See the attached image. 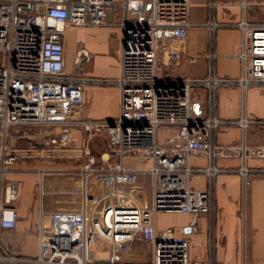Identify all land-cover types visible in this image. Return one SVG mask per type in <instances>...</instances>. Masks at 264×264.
I'll use <instances>...</instances> for the list:
<instances>
[{
    "label": "built area",
    "instance_id": "2783aa9c",
    "mask_svg": "<svg viewBox=\"0 0 264 264\" xmlns=\"http://www.w3.org/2000/svg\"><path fill=\"white\" fill-rule=\"evenodd\" d=\"M232 7L244 11L242 21L231 26L243 32L239 79L221 78L215 68L213 42L222 27L216 11ZM251 7L248 0H208L210 17L205 27L212 40L208 75L170 80L159 69L160 55L166 52L174 62L181 59L182 51L174 43L188 39L192 0H0V264H218L214 187L222 170L217 162L241 160L239 173L245 180L250 174L247 161L264 159V146H225L216 140L220 128L227 125L244 131L250 125L264 127V121L246 116L237 122L216 116L221 89L264 88V24L247 21L245 12ZM70 29L121 31L119 77L96 82L119 89V115L112 124L83 116L85 88L94 81L81 65L91 57L79 49L77 68L67 71ZM197 60L189 58L192 64ZM198 89L206 92L204 118L196 113ZM15 128L61 131L60 138L42 145L38 151L42 156L64 158V153L73 152L78 139L72 131L83 132L87 145L105 136L110 148L100 159L85 151L86 160L77 171L82 179L78 211L47 213L41 199L37 252L32 256L14 252L4 239L19 223L15 203L20 187L8 179L10 167L22 160L19 151L7 146ZM33 153L27 150L24 159L33 158ZM198 157L208 161L207 168H193L192 160ZM197 173L209 179L205 190L191 186ZM44 176L42 172L41 185ZM162 214L208 216L207 258L192 257L187 236L160 230ZM140 243L150 244L149 261L139 259L144 252L138 248Z\"/></svg>",
    "mask_w": 264,
    "mask_h": 264
},
{
    "label": "crops",
    "instance_id": "0c3cea01",
    "mask_svg": "<svg viewBox=\"0 0 264 264\" xmlns=\"http://www.w3.org/2000/svg\"><path fill=\"white\" fill-rule=\"evenodd\" d=\"M248 3L252 7L245 12L247 21L258 25L264 24V8L257 7L264 5V0H248ZM243 16V9L236 7L217 9L216 11V21L222 27L216 32L213 46L217 57L215 68L217 75L221 78L239 79L242 76L243 64L240 55L243 32L239 28L231 26L242 21ZM209 17L208 0H192V27L188 31V39L184 43H174V47L182 51L181 59L174 62L166 52L160 55L159 69L164 78L183 80L207 77L210 65L208 55L212 50V40L205 27ZM77 33H85V50L90 57L98 55L101 49L107 52L114 49L115 55L101 72L95 74L89 70L84 71L95 84L92 82L85 88L83 116L88 120L115 121L119 115V89L113 85L96 84V82L115 81L119 77L120 58L118 56L121 51V31L117 34L118 31L115 29L68 30L67 34L70 36L66 38V49L68 50H66V67L70 73L74 71L75 54L81 47V42L75 38ZM170 44L173 45V43ZM190 57H198L197 62L190 63ZM258 88L261 87H251L246 92L239 87L221 89L217 97V118L221 121L237 122L246 116L249 119L264 121V112L257 113L253 108L249 109L247 106L250 90H258ZM194 101L198 117L204 118L208 110L206 92L203 89L196 90ZM56 131L53 130V133L44 138L41 144H46L53 138H60V132ZM165 133L166 131L162 132L163 135ZM72 136L78 139L77 144L73 147H77L78 150L81 145L85 146L86 136L83 132L72 131ZM216 140L225 146L246 144L250 148L263 147L264 127L250 125L244 131L237 125H227L220 128ZM18 151L22 160L10 167L12 173L8 179L19 183V199L15 203L19 223L15 231L5 233L4 239L14 237V241L10 242V249L18 254L32 256L37 252L36 231L41 204L37 200V193L44 188L45 177H49L46 184L47 195L52 199L47 204L42 199L44 211L47 213L64 210L78 211L82 200V179L81 175L77 173L80 168L73 169L69 163L58 160H55L57 162L26 161L23 155L27 150L20 149ZM192 166L194 169H204L208 167V161L198 157L192 160ZM217 166L222 170L216 177L214 187L218 209L216 222L217 263L264 264V159H249L247 161L246 166L250 170V174L245 180L239 173V169L242 167L241 160L222 159L218 160ZM136 167L139 168L137 165ZM42 172L45 173L42 181L43 186L41 185ZM74 179H77L76 183L80 189L73 183ZM208 180L206 174L197 173L192 178L191 186L196 190H205ZM170 215L159 216L158 228L160 230L172 229L187 236L192 241V257L197 260L207 258L210 236L209 217L206 215H182L186 218V223L182 226L177 228L168 225L161 228L160 217Z\"/></svg>",
    "mask_w": 264,
    "mask_h": 264
},
{
    "label": "rangeland",
    "instance_id": "374dc122",
    "mask_svg": "<svg viewBox=\"0 0 264 264\" xmlns=\"http://www.w3.org/2000/svg\"><path fill=\"white\" fill-rule=\"evenodd\" d=\"M221 1L230 2V3H238L239 2V0H221ZM121 17H122V14H121ZM115 31H118L117 34L120 33V31L117 29ZM84 35H85V33H81V34L77 33V35H75V38H77V41L81 42V47L79 49H82V48L85 49L86 48L85 47L86 46V40L84 39V37H85ZM68 36H70V34H67L66 38H68ZM67 55H68V53H67ZM114 55H115L114 49H110V52H107L106 50L101 49L100 52L98 53V55L92 56L87 62L82 63V65H81L82 69H83V71H86V70L92 71L95 74L98 72H101V70L105 69L106 65L108 63H110L111 58ZM77 56H78V51L75 54V57H77ZM118 57L120 58V55ZM68 60H69V55H68ZM68 63L70 64V62H68ZM76 66H77V61L75 58V64H74L73 68L76 69L77 68ZM249 94H250L249 95L250 98H249V101L247 102V104H248L247 106L249 107V109L253 108L254 111L257 113L264 112V88H258V90H250ZM221 104H222V101H221ZM34 130H36V131H34ZM58 132L61 133V131H58ZM51 133H53V130L49 129V128H15V129H11L9 136H8L7 146L9 147V149L12 152H17L20 149L33 150L34 151L33 158L25 159L26 161H29V160L32 162L55 161V160H58L60 162L64 161L65 163H69L73 169L74 168L79 169V168L83 167V164L86 160L85 154H84L85 151L89 150L94 157H96L97 159H100V158L104 157V155L107 154L110 150L108 139L105 136H97L92 140L89 147L86 144L84 147H82V145H81V147L77 151L75 149L77 147H73L74 151L71 153H64V155H65L64 158H59V157L52 158L49 156V154H46V156H42V154H38V151H41V148H42L41 142H43L44 138H46ZM53 139H55V138H53ZM85 142H86V137H85ZM0 157H1V150H0ZM135 161L136 160H134V162ZM55 162H57V161H55ZM136 165H137V161H136V163H134V166H136ZM0 166H1V162H0ZM127 167H128V161H127ZM48 178L49 177H47V176L45 177V181H44L45 186L42 190L39 191V193H37V200H39V202H41V199H43L44 203H46V204L52 200L51 196L47 195L48 189L46 187V184H47ZM76 182H77V179H74L73 183H75V185L78 186ZM144 183L146 185H148L147 180H144ZM78 188L80 189V186H78ZM42 191L44 193L43 196H42ZM185 220H186V218L180 214H171L170 216L160 217V226H161V228H164V227L170 225V227H177L178 228V227H180L186 223ZM4 236H5V234H4ZM13 241H14V237H12V236L10 238H6V240H5L6 244L10 247H11L10 242H13ZM138 248L141 250H144V252L139 255L140 256L139 259L141 261H145V262L149 261L151 258V246H150V244L140 243L138 245Z\"/></svg>",
    "mask_w": 264,
    "mask_h": 264
},
{
    "label": "water",
    "instance_id": "95a60500",
    "mask_svg": "<svg viewBox=\"0 0 264 264\" xmlns=\"http://www.w3.org/2000/svg\"><path fill=\"white\" fill-rule=\"evenodd\" d=\"M113 123V121H111V124ZM188 230V229H187ZM187 230H186V232H187Z\"/></svg>",
    "mask_w": 264,
    "mask_h": 264
},
{
    "label": "bare ground",
    "instance_id": "6f19581e",
    "mask_svg": "<svg viewBox=\"0 0 264 264\" xmlns=\"http://www.w3.org/2000/svg\"><path fill=\"white\" fill-rule=\"evenodd\" d=\"M2 172V171H1ZM43 192V191H42ZM44 193H42V196H43Z\"/></svg>",
    "mask_w": 264,
    "mask_h": 264
}]
</instances>
